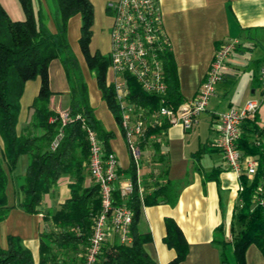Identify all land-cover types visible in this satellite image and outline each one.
Instances as JSON below:
<instances>
[{"label": "trees", "instance_id": "1", "mask_svg": "<svg viewBox=\"0 0 264 264\" xmlns=\"http://www.w3.org/2000/svg\"><path fill=\"white\" fill-rule=\"evenodd\" d=\"M18 1L24 14L21 18L10 17L0 5V220L6 217L10 207L5 190L7 174L15 166L19 154L28 155L18 186L21 194L18 205L27 212H41L39 204L43 194L62 173L72 174L73 179L68 181L69 195L55 208L41 212L43 219H49L53 226L48 231L39 232L37 264H84L93 217L100 209L97 183H83L85 169L88 171L86 160L89 152L85 126L95 130L105 151L110 150L107 139L112 132L103 128L89 103L87 83L67 40L69 16L79 13L78 42L81 51L95 76L101 97L120 125V110L115 102L113 85L105 80L109 55L98 50L89 52L93 20L90 0H50L45 4L42 0ZM107 9L112 13L108 5ZM48 16L54 21V30L47 25ZM52 57H59L63 64L69 83L66 109L72 117L64 124L63 135L54 149L48 146L59 123L58 111L48 104L52 91L48 84L47 66ZM162 63L167 84L164 102L175 108L182 101V95L172 51L168 47L162 50ZM36 76L40 78V84L30 104L31 122L42 131L39 134L18 133L15 125L23 83L27 78ZM126 83L133 99L149 102L152 107L159 104V94L143 90L133 76L126 74ZM165 126L166 123L147 125L140 145L144 146L151 133H158ZM240 129L237 146L241 153L255 156L256 166L249 178L243 172L238 174L239 189L228 224L229 236L220 232L219 237L214 239L219 244V264H245L244 250L249 243L258 247L264 259V137H261V127L256 123L254 114L242 120ZM153 144L157 148V142ZM136 168L131 159L126 175L131 179L132 188L124 200L132 210L129 225L131 240L119 241L115 234L106 237L90 264H159L144 247L151 234L149 229L139 228L140 207L143 203L159 200L174 201L175 183L166 178L151 190L140 193ZM121 202L118 189H114L113 204ZM165 228L163 239L175 249V255L161 264H179L186 254L187 243L171 217H165ZM221 228V224L216 226L218 231ZM226 244L230 245V258L224 250ZM33 262L30 249L21 243L19 235L7 233L5 243H0V264Z\"/></svg>", "mask_w": 264, "mask_h": 264}, {"label": "crops", "instance_id": "2", "mask_svg": "<svg viewBox=\"0 0 264 264\" xmlns=\"http://www.w3.org/2000/svg\"><path fill=\"white\" fill-rule=\"evenodd\" d=\"M108 1L90 0L93 11L88 42L90 53L95 50L108 53L113 20L111 11L107 9ZM158 3L175 63L181 102L194 95L218 42L234 38L236 43L226 55L221 78L214 83L212 94L191 127L169 124L158 133L157 148L154 142L151 148L147 145L142 148L136 172L140 192H147L168 178L175 183L176 197L172 202L159 200L141 204L138 225L140 229H149L151 238L144 247L159 264L175 255V249L163 239L166 216L178 224L187 243L186 254L179 264H219V244L214 239L220 232L224 236L228 232L232 207L237 201L239 178L225 164L220 150L212 143L216 134V112L229 105L237 106L245 97L255 95L257 70L264 65V0H158ZM0 5L12 18L24 15L18 0H1ZM46 21L54 30L53 19L48 16ZM79 27V13L70 15L67 39L87 83L93 113L103 128L112 132L107 139L108 147L117 156L119 180L122 181L128 177L126 168L131 157L122 130L101 97L95 76L86 64L78 42ZM47 75L52 91L49 107L55 111L66 108L69 83L59 57L49 60ZM110 77L111 70L107 66L106 83ZM39 84L38 76L27 78L23 83L15 125L18 133L39 134L42 131L31 122L30 107ZM259 106L260 103L254 118L261 127V137H264V110L258 118ZM27 161V153L19 154L15 166L7 174L5 190L10 207L6 217L0 220V243H5L9 232L18 234L21 243L30 249L33 264H37L39 232L44 229L43 223L50 222L43 219L41 212L55 208L69 195L68 181L73 179V175L62 173L43 194L39 204L42 211L30 213L18 205L21 195L18 186ZM91 182L93 179L85 169L83 183ZM218 224H221V231L216 229ZM227 246L230 253L227 257L230 258V245ZM244 263L264 264L260 250L253 243L247 244L244 250Z\"/></svg>", "mask_w": 264, "mask_h": 264}, {"label": "built area", "instance_id": "3", "mask_svg": "<svg viewBox=\"0 0 264 264\" xmlns=\"http://www.w3.org/2000/svg\"><path fill=\"white\" fill-rule=\"evenodd\" d=\"M107 5L111 8L113 17L107 53L108 68L111 70L108 83L113 85L115 102L120 110L119 126L137 172L142 148L150 141L155 142L159 133H151L144 146H141L145 127L164 123L166 126L179 123L183 128L191 127L198 112L204 108L208 96L212 94L214 83L221 78L226 55L236 39L218 42L194 95L173 108L164 102L167 84L164 79L162 50L170 48V43L162 26L158 0H110ZM126 74L133 76L143 90L159 94V104L152 107L149 102L133 99L129 94ZM256 77L262 93L264 65L258 67ZM258 103L257 98L248 97L241 106L229 105L216 112V134L212 143L220 150L225 164L237 175L243 172L250 177L255 170V156L241 153L237 139L240 135V123L244 118L253 116ZM71 118L66 108L58 111L59 123L49 140L50 149L58 145L64 124ZM85 129L89 147L86 166L98 185L100 198V209L93 217L85 252L84 264H90L106 237L115 234L119 241L131 240L129 225L132 210L124 200L131 191L132 182L129 177L119 180L120 170L115 152L103 149L101 140L92 127L85 126ZM114 189H118L122 198L119 204H113ZM138 190L140 192L139 188Z\"/></svg>", "mask_w": 264, "mask_h": 264}, {"label": "rangeland", "instance_id": "4", "mask_svg": "<svg viewBox=\"0 0 264 264\" xmlns=\"http://www.w3.org/2000/svg\"><path fill=\"white\" fill-rule=\"evenodd\" d=\"M1 1V0H0ZM42 2L44 3H49L50 2V0H42ZM68 40V39H67ZM69 43V42H68ZM70 46V45H69ZM70 49H71V47H70ZM71 51H72V49H71ZM73 52V51H72ZM73 54L75 55V53L73 52ZM75 57H76V55H75ZM76 59H77V57H76ZM79 64V63H78ZM80 69H81V67H80ZM264 91L262 92V93H260V91H259V87L258 88H255V95L253 96V97H255V98H257L258 100H259V103H260V106H259V109H258V111H257V115H258V118L259 117H261L262 115H263V110H264ZM248 97H245L244 99H243V101L239 104V105H237V106H241L242 104H243V102H244V100L245 99H247ZM258 103V104H259ZM62 110V109H61ZM151 141L147 144V146L149 147V148H151L152 147V145H151ZM43 230H49L53 225H52V223H43ZM229 236V232H227V234H226V237H228ZM226 248V250H225V253H226V255H230V253L228 252L229 250H228V246L227 247H225Z\"/></svg>", "mask_w": 264, "mask_h": 264}]
</instances>
